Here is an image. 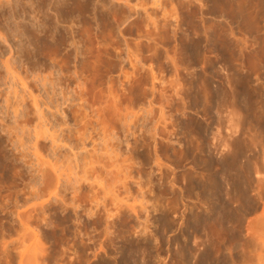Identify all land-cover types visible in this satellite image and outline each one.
Wrapping results in <instances>:
<instances>
[{
    "label": "rangeland",
    "instance_id": "374dc122",
    "mask_svg": "<svg viewBox=\"0 0 264 264\" xmlns=\"http://www.w3.org/2000/svg\"><path fill=\"white\" fill-rule=\"evenodd\" d=\"M11 2L0 264H264V0Z\"/></svg>",
    "mask_w": 264,
    "mask_h": 264
},
{
    "label": "bare ground",
    "instance_id": "6f19581e",
    "mask_svg": "<svg viewBox=\"0 0 264 264\" xmlns=\"http://www.w3.org/2000/svg\"><path fill=\"white\" fill-rule=\"evenodd\" d=\"M41 0H39V2H40ZM44 1V3L45 4H47V5H50V4H52L53 3V5H54V3L55 4H57L58 6H59V4H60V6H62L63 8H68V1H70V0H56V1H53L52 3H51V1L50 0H43ZM11 0H0V16L1 17H3V19L4 18H8L9 17V15H7V17H6V15L4 14V12L2 13V11L3 10H1L2 8H4V6L7 4V6H9L10 8H11V10L13 11V14H11V13H9V14H11L10 16L11 17H18L16 14H15V12H14V9L15 8H13V2H11L12 3V5H11ZM33 3V2H32ZM42 3V2H41ZM14 5H16V4H14ZM23 5V4H22ZM44 5V4H43ZM59 6V7H60ZM24 7V6H23ZM25 7H26V5H25ZM46 7H48V6H46ZM41 8V7H40ZM63 8H62V10H63ZM26 9V8H25ZM24 9V10H25ZM39 9V8H38ZM43 9V8H42ZM55 9H57V8H55ZM65 9V10H66ZM23 10V9H22ZM48 10V9H47ZM47 10L46 11H44L43 13V18H42V20H41V23L40 24H38L37 26H34L35 25V23H29V24H23V23H20V22H17L16 24H15V28H14V30L15 29H20V27L21 28H23V30H21V31H19V33H17V34H15L16 36L17 35H20V37L19 38H22L21 36L22 35H26L27 37H31L32 35H34V37L33 38H35L36 40H45V41H50V40H52L53 38H54V35H57L56 33L57 32H55V31H57V30H55L56 29V27L58 28V24H56L57 22H54L55 20H53L52 19V16L51 15H49V13H47ZM33 11V10H32ZM35 11V10H34ZM42 12V11H41ZM67 12V11H66ZM22 14V13H21ZM51 14V13H50ZM62 17L65 19L64 21H66L67 19L66 18H68L67 17V13H64L63 11H62ZM61 14H60V17H61ZM20 15V14H19ZM22 18V17H21ZM6 19H4V20H6ZM13 19V18H12ZM8 20V19H7ZM21 20V19H20ZM61 20V19H60ZM13 21V20H12ZM56 21H58V23H59V20H57L56 19ZM32 22V21H31ZM7 24V26H9L8 25V23H6ZM60 27V26H59ZM70 27V26H69ZM69 27H67V28H69ZM8 28H10V26L8 27ZM12 28V27H11ZM10 28V30H12V31H14L13 29H11ZM18 29V30H19ZM65 29V28H64ZM65 30H67V29H65ZM62 31H64V30H61V33H62ZM59 33H60V31H58ZM16 33V32H15ZM55 33V34H54ZM63 34V33H62ZM64 34H65V32H64ZM63 34V35H64ZM26 36L25 37H23L24 39H26L27 40V38H26ZM31 37V38H32ZM3 38H5V37H3ZM31 38H30V40H31ZM23 40V39H22ZM25 40V41H26ZM32 41V40H31ZM66 41V40H65ZM27 42V41H26ZM25 42V43H26ZM24 43V44H25ZM28 43V44H27ZM25 45H29L31 42L30 41H28ZM33 43V42H32ZM35 43V42H34ZM33 43V44H34ZM46 43V42H45ZM54 43V42H53ZM33 44H31V45H33ZM47 44V43H46ZM22 45V44H21ZM31 53H33V52H31ZM34 54V53H33ZM34 55H36V53L34 54ZM33 56V55H32ZM11 57V56H10ZM6 63V62H5ZM7 64V63H6ZM6 68V67H5ZM76 78H77V76H76ZM77 86V85H76ZM80 92H81V90H80ZM79 97V96H78ZM237 99V98H236ZM235 100V99H234ZM81 101V100H80ZM79 105H81V104H79ZM236 105V104H235ZM83 106V105H82ZM238 108V107H237ZM21 111H22V109H21ZM24 111V110H23ZM72 112V111H71ZM71 112H70V114H71ZM93 112V111H92ZM98 114H99V112H97ZM22 114V113H21ZM18 114H16V116H17ZM238 115V114H237ZM99 116V115H98ZM235 116V115H234ZM90 117V116H89ZM232 117V116H231ZM237 117V116H236ZM83 118V117H82ZM1 119V118H0ZM91 120V119H90ZM232 120H234V119H232ZM97 121H100V120H97ZM47 122V121H46ZM233 122V121H232ZM3 123H4V121H3ZM50 123V122H49ZM93 123H95V122H93ZM104 123H105V121H104ZM105 126V125H104ZM106 126H107V124H106ZM47 128H48V126H47ZM46 128V129H47ZM102 128H103V126H102ZM3 129V128H2ZM77 129V128H76ZM3 131V130H2ZM47 131H48V129H47ZM51 131V130H50ZM107 131V130H106ZM96 133V132H95ZM89 135H91V134H89ZM104 137V136H103ZM236 140V139H235ZM234 141V140H233ZM236 150V149H235ZM233 151V152H236V151ZM75 154V153H74ZM235 154H237V153H235ZM236 156V155H235ZM91 158V157H90ZM239 159V158H238ZM238 159H237V157H235L234 158V160L232 161L233 162V169L232 170H237L236 172H238V170H239V168H240V166L241 167H243V164L241 165V163H239V161H238ZM91 163V162H90ZM113 164V163H112ZM86 165V164H85ZM244 168V167H243ZM242 169V168H241ZM40 170V169H39ZM86 171V170H85ZM40 172V171H39ZM43 172V171H42ZM236 172H235V174H236ZM44 173V172H43ZM85 173V172H84ZM237 175V174H236ZM87 178H89V177H87ZM41 179V178H40ZM40 181V180H39ZM66 202V201H65ZM252 225V224H251ZM255 225V224H254ZM250 225H248V227H249ZM251 227V226H250ZM250 227H249V230H250ZM251 230L253 231V229L251 228ZM248 233V232H247ZM252 233H254V232H252ZM252 234H250L249 236H251ZM253 237H255V235L253 236ZM252 237V238H253ZM257 237V236H256ZM259 238H260V236H259ZM248 239V238H247ZM251 239V238H250ZM255 239V238H254ZM253 239V240H254ZM261 239V238H260ZM253 240H252V242H253ZM250 241V240H249ZM257 240H255V242H256ZM259 241V240H258ZM264 240H262V242H263ZM239 242V241H238ZM254 243V242H253ZM263 244H264V242H263ZM236 245V244H235ZM242 245V244H241ZM253 245V244H252ZM186 246H187V244H186ZM258 246V245H257ZM262 247H260V248H264L263 247V245H261ZM259 248V247H258ZM257 248V249H258ZM186 249H189V248H186ZM185 249V250H186ZM254 249V248H253ZM191 250V249H190ZM260 251H262V250H260ZM227 252V251H226ZM256 252V251H255ZM189 253V252H188ZM230 253V252H229ZM264 253V252H263ZM261 254H262V252H261ZM228 255V254H227ZM185 256V255H184ZM189 256V255H188ZM258 256V255H257ZM218 257V256H217ZM216 257V258H217ZM223 257V256H222ZM227 256H225V258H226ZM229 257V256H228ZM227 257V258H228ZM254 257V256H253ZM188 258V257H187ZM261 258V257H260ZM215 259V258H214ZM262 260H263V258H261ZM226 260V259H225ZM243 260V259H242ZM259 260V259H258ZM190 261V260H189ZM241 261V260H240ZM215 262V261H214ZM217 262V261H216ZM218 262L220 263V264H226V262L224 261V260H222L221 258H218ZM228 262H230V261H228ZM241 262H243V261H241ZM253 262V261H252ZM260 262V261H259ZM188 263V262H187ZM193 263V262H192ZM218 263V264H219ZM254 263V262H253ZM264 263V262H263ZM189 264V263H188ZM217 264V263H216ZM229 264V263H228ZM231 264V263H230ZM233 264V263H232Z\"/></svg>",
    "mask_w": 264,
    "mask_h": 264
}]
</instances>
